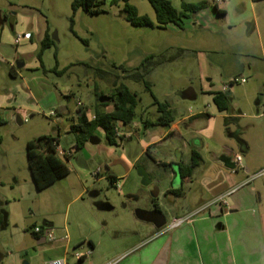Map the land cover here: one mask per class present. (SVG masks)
<instances>
[{"label": "rangeland", "instance_id": "rangeland-1", "mask_svg": "<svg viewBox=\"0 0 264 264\" xmlns=\"http://www.w3.org/2000/svg\"><path fill=\"white\" fill-rule=\"evenodd\" d=\"M134 2L138 5L140 15H146L155 21L153 9L147 0ZM214 3L218 9L224 10L225 14L218 17L209 34L202 36L199 32L192 38V44L198 48L199 53H196L199 55L190 54L187 50L185 54L180 55L178 48L167 49L168 41L179 45V42L172 39L174 37L172 33L168 30L132 27L121 14L122 9L111 8L109 0L105 5L99 6L105 13L98 16L89 15L82 10L74 14L72 0H0V9L8 15L18 14L19 17L24 10H34L35 16H41L48 23L50 31L48 34L55 43L42 57L43 66L48 73L42 74L41 66L35 58L33 61H27L26 68L21 72L27 79L48 78L54 84L53 88L51 87L52 91L63 87L70 89L74 96L64 105L68 107L67 116H75L79 108L78 101L90 112L94 110L95 87L97 86L98 93L109 97L113 93V81L119 78L118 84H125L140 100L135 110V122L142 126L146 119L155 120L158 112L157 108L152 106L154 99L150 92L146 90L144 84L124 80L123 76L133 73L147 57L161 56L166 62L156 67L147 77V81L152 84L154 97L161 103L179 105L178 109L183 111L187 106H201L206 104V101L215 106L213 101L211 102L212 95L203 94L208 85L205 80L200 82L203 79L202 75L213 81L211 88L214 90L223 91V87L227 86L224 93L231 94V107L235 109V114L240 119L227 125L226 129L247 140L252 149L251 155L256 154L264 150V117H260V114L264 113V1L254 5L250 0H230L223 5L214 0ZM173 4L180 10L181 4L177 0ZM201 21L203 26L208 23L205 17ZM186 41L190 43L191 37L187 36ZM170 57L175 59L169 61ZM159 59L162 58L155 61ZM199 61L203 65L199 66ZM119 67H123L127 73H123ZM54 69L58 72L65 69L67 71L61 76L49 72ZM96 70L108 74L109 80L102 81L96 77ZM242 79L245 80L244 84L241 83ZM41 83L40 80L36 82L39 89H42ZM21 85L20 78L17 80L11 78L7 62L0 60V101L5 98L3 103L8 109L4 112L0 110L7 122L0 128V210L5 216V224L0 227V254L4 257L2 264H23V261L30 264H45L49 261L52 244L48 242L42 247L32 236L34 228L41 229V235L44 236L43 224L51 222L47 217H50L58 228L56 230L59 233L58 231L54 233L56 240L67 234L70 237L75 234L72 236L74 241L80 232L87 230L88 223L93 224L100 220L109 222L110 226L106 230L92 231L94 249L86 244L72 245L66 255L68 264H101L104 255H111L117 237L112 231L115 229L112 228L115 222L112 219L113 212H98L101 208L98 206L92 208L88 205L89 194L71 203L80 190L75 175L60 180L41 192L35 189L26 158L27 143L42 136L54 135L57 125L56 119L49 117L50 98L40 100L44 110H38L39 112L34 114L29 112L28 122L23 125L13 120L12 116L21 115V112L17 113L21 107L37 110V106L25 97ZM190 89L196 93L197 101L183 100V93ZM56 107L59 112L61 106ZM21 119L24 121L23 116ZM63 123L60 126L61 146L68 150L76 141L73 134L67 136L63 132L67 122ZM160 128L165 130L167 127ZM131 132L136 136L135 130ZM122 133L126 134L123 130ZM142 138L148 141L150 137L146 134ZM222 140L230 141L226 132L222 134ZM126 141L123 142V146L129 153L135 155L142 153L143 149L138 141ZM189 142L191 143V140ZM174 144L169 142L165 144L166 147L164 144L160 148L152 147L148 154H142L138 167L146 170L148 165H153L152 159H163L164 154L173 149ZM91 148L94 150L96 146L89 145L86 150L82 149L78 155L71 158V164L73 163L75 167L85 164L87 161L85 162L84 158L88 159L93 155L90 152ZM59 159L69 165L67 159ZM103 160L108 161L105 158ZM262 178L258 181L261 182ZM101 189V197L97 203L101 206L110 204L116 207L117 213H123L126 197L120 196L108 182H105ZM140 190L141 193L137 194L141 197L139 205L147 206L149 202L152 203L147 193L149 189L141 187ZM65 226L68 232L64 230ZM92 226L91 228H94V224ZM88 250L92 255L84 263L75 261L73 257L75 253Z\"/></svg>", "mask_w": 264, "mask_h": 264}, {"label": "crops", "instance_id": "crops-1", "mask_svg": "<svg viewBox=\"0 0 264 264\" xmlns=\"http://www.w3.org/2000/svg\"><path fill=\"white\" fill-rule=\"evenodd\" d=\"M169 1L173 4L176 0ZM177 1L180 4H194L201 1L214 2L213 0ZM250 1L254 5L252 0ZM131 3L138 9L134 0H131ZM24 11L19 17L18 14L8 15L0 9V60L7 62L13 80L19 78L22 80L21 87L25 91V97L37 106V110L21 107L17 113L22 110L28 116L29 112L34 114L40 110L43 111L40 100L51 99L48 102V108H51L49 109L51 112L56 110L57 131L50 136L58 140L61 145L60 126L64 124L63 122H67L63 132L68 136L71 134V125L76 124V116L82 109L87 110L90 118L94 117V110L90 112L82 104V107L78 106L75 116H67V113L69 114L68 107L64 105L70 102L74 96L70 89L63 87L60 90L52 91L51 87L54 84L48 78L27 79L22 75L21 70L26 68L27 61H33L35 58L39 62L37 59L39 45L46 34L50 32L44 18L35 16L34 10ZM153 13L155 19L154 10ZM204 17L208 23L203 26L201 19ZM218 19L216 13L209 9L190 20L184 30L169 26L167 30L174 35L172 39L179 42V45L168 41L169 48L167 49L176 50L178 48V51L184 50L180 55L185 54L186 50L195 55L198 48L192 44V38H195L194 36L199 32L202 33V36L207 35L206 33L209 34ZM25 34H31V38L22 40L17 45L16 38ZM187 36L191 37L190 43L186 41ZM18 63L23 64V67L18 69ZM198 65L201 66L203 63L199 61ZM202 78L200 82L205 80L208 85V88L203 90V94L223 92L211 88L213 82L211 79H207L203 75ZM39 80L42 81V89L36 85ZM43 87L45 88L43 89ZM48 90H50L49 93ZM197 99L196 93L192 90L190 102L197 101ZM4 100L5 98H2L0 101V110L3 112L8 110L3 103ZM212 101L213 96H211ZM56 106H61L59 113ZM170 106L175 121L170 126H166L165 130L152 125L157 121L158 115L155 120L146 119L142 126L137 122H134L131 128L122 126V130L126 133L135 130L136 136L132 134L131 138L123 142L138 141L143 149L140 154L129 153L123 146L124 143L120 147L107 146L105 135L101 131L96 133L100 144L96 145L94 150L90 149L93 155L88 159L84 158V161H87L84 162L85 164L75 167L70 160L82 149L86 150L87 146L91 145L90 143L85 144L79 151L75 149L76 142L72 143L68 150L63 149L66 152L72 151V156L67 159L70 170L68 177L75 175L80 186L77 197L71 203L83 199L89 194L88 205H91L92 208L101 207L98 212H113L114 215L112 219L115 222H113L112 228L115 229L112 231L117 235L113 243L114 249L110 256L104 255L101 264L111 262L116 264H264V176L261 182L258 181L259 178L249 182L252 176L264 170V150L251 155L252 149L248 141L226 129L228 128L225 124L226 119H230L228 125L240 119L235 114L234 108L231 114H226L220 112L216 105L211 106L207 101L201 106H187L183 111L178 109L179 105L174 103H171ZM93 108L95 109V105ZM111 108L108 107L107 111H111ZM16 117L12 116L13 120L16 121ZM260 117H264V113L260 114ZM224 131L228 135L229 142L222 140ZM146 134L150 137L148 141L142 138ZM240 140L246 142L247 148ZM169 142L171 144L175 142L172 146L173 149L168 150L163 159H152L153 165L146 167L152 180L147 192L152 203L149 202L147 206H141L139 205L141 197L137 194L143 186H141V179L137 174L138 163L142 154H148L152 147L160 148ZM193 152L198 153L203 162L193 172L192 177L186 179L184 183L179 175L178 166L179 164L189 165ZM236 155H241L243 158V168L241 169H238L234 164ZM104 158L108 161H104ZM105 182L116 189L120 196L126 197L127 202L124 203L123 213H117L116 207L110 204L101 206L100 203H97L102 193L101 186ZM180 188L184 189L183 197L178 198L173 194H168V192ZM223 196H227L228 207H223L218 202ZM138 209L152 214L146 215L144 221L139 220L135 214ZM47 218L51 222L45 223L50 225V232L55 238L54 233L58 231L56 230L58 228L50 217ZM185 218L188 221L182 226L170 229V222L174 219ZM165 220L166 224H164ZM91 224L88 223L87 230L80 232L74 241L72 236L75 234L71 237L67 234L63 238L55 239L56 242H50L47 239L44 241L45 236L40 235L37 239L38 245L43 247L48 242L52 244L49 260L66 259L72 245L86 244L89 248L94 249L92 231L95 229L106 230L110 224L102 220L94 222V228H91L93 227ZM64 230L68 232L67 226ZM65 237H68V240H65ZM3 259L4 257L0 254V264Z\"/></svg>", "mask_w": 264, "mask_h": 264}, {"label": "trees", "instance_id": "trees-1", "mask_svg": "<svg viewBox=\"0 0 264 264\" xmlns=\"http://www.w3.org/2000/svg\"><path fill=\"white\" fill-rule=\"evenodd\" d=\"M147 1L155 12V21L146 15H140L138 9L131 3V0H109V6L111 8H121V14L125 21L132 27L152 30H167L171 25L184 30L190 20H193L198 14L209 9H212L218 17L225 14L222 10L218 9V6L214 2L201 1L194 4L182 3L179 10L169 0ZM263 1L264 0H252L253 3ZM106 3L107 0H72L71 7L74 14L82 10L89 15L98 16L105 13V11L101 10L99 6L105 5ZM71 24V30L73 31V20H71ZM54 45V41L51 40L47 33L44 40L41 42L40 51L37 55V59L44 74H47L48 71L45 70L43 66V54L46 50L53 48ZM179 51L180 54L184 50ZM157 58L162 59L155 61ZM174 59L175 57H170L168 60L172 61ZM165 62L166 59L164 57L149 56L133 73L123 76L124 80L128 79L138 84H144L146 90L150 92L154 99L152 106L157 108L159 115L157 121L152 125L158 127L170 126L174 123L175 118L170 104L168 102L161 103L154 97L152 93V84L147 81V77L156 67ZM56 69L49 72H54L62 76L67 71L65 69L58 72ZM119 69L123 71V73H127L123 67H119ZM95 75L102 81L109 80L107 79L108 74L102 70H96ZM118 79L119 78H116V80L113 81V93L109 97L105 96L103 93H98V88L97 86L95 87L94 95L96 97V104L94 109V119L88 116L87 110L85 109H82V111L76 116V124L71 125L70 133L75 136V149L77 151L81 150L85 144L89 143L90 139L96 137V133L100 131L105 135V143L107 146L120 147L124 138H117L115 133L117 124H121L124 128H131L134 124L135 110L137 109L140 100L138 95L131 92L125 84L119 85ZM210 95L213 96L214 104L220 112L228 114L233 112L230 104V96H227L226 93L215 92ZM101 98H104L107 101L101 103ZM108 107H112V110L107 111ZM2 114L0 113V128L7 124ZM229 120L230 119H226L225 121L226 127ZM54 141L55 139L52 136H42L28 142L26 146L28 169L35 189L38 192L55 185L58 181L66 179L70 175L68 166L55 154L52 145ZM240 142L245 148H247L246 142L243 140H240ZM202 162L203 160L201 156L198 153L193 152L192 161L189 165L179 164V175L184 183L186 179L192 177L193 172L201 166ZM168 194H173L180 198L184 195V189L180 188L179 190H173L168 192ZM4 224L5 216L0 210V227ZM32 236L35 237V239H38L36 234L32 233Z\"/></svg>", "mask_w": 264, "mask_h": 264}, {"label": "built area", "instance_id": "built-area-1", "mask_svg": "<svg viewBox=\"0 0 264 264\" xmlns=\"http://www.w3.org/2000/svg\"><path fill=\"white\" fill-rule=\"evenodd\" d=\"M230 0H216L217 3H219L220 5H223L227 2H229ZM31 38V34H25L23 36H18L15 40V43L18 45L20 44V42L22 40H29ZM242 84L245 83V80L242 79L241 81ZM227 89V86H224L223 87V92ZM78 106L79 107H82V104L80 102H78ZM21 115L23 116L24 118V121L23 123H26L28 122V116L26 115V113L24 111L21 110ZM56 112L55 111H52L50 113V117L51 118H55L56 117ZM94 119V117L92 118ZM115 133H116V136L117 138H124V140L126 139H129L132 137V132L130 133H126V134H123L122 133V125L121 124H117L116 126V129H115ZM53 147H54V150H55V154L58 158H65V159H69V157L72 156V151L71 152H66L65 150H63V148L61 147L60 143L58 140H55L53 142ZM242 161H243V158L241 155H236L234 157V164L235 166L238 168V169H241L243 168L242 166ZM264 176V170L254 176H252L250 179H249V182H252L258 178H261ZM229 195V194H228ZM227 195V196H228ZM227 196H223L221 197L218 202L221 204V206L223 207H228V201H227ZM186 221H188L187 218L185 219H174L172 222H171V225H170V229H176L180 226H182ZM46 230V228H45ZM33 233L36 234V235H41L42 234V230L39 229V228H34L33 229ZM46 233V231H45ZM45 236V234H44ZM47 240H49L50 242H56L55 238L53 237V234L52 232H48V235L46 237ZM65 240H68V237H65L64 238ZM92 255V252L90 250L86 251V252H83V253H75L73 255L75 261H77L78 263H84L90 256ZM45 264H68L67 260L66 259H53V260H49L48 262H46ZM109 264H116L115 262H111Z\"/></svg>", "mask_w": 264, "mask_h": 264}, {"label": "water", "instance_id": "water-1", "mask_svg": "<svg viewBox=\"0 0 264 264\" xmlns=\"http://www.w3.org/2000/svg\"><path fill=\"white\" fill-rule=\"evenodd\" d=\"M214 1V0H213ZM23 67V64H17V68L20 69ZM227 96H230V93H226ZM183 99L184 100H192V90H188L186 91L185 93H183L182 95ZM107 100L104 99V98H101L100 99V102L103 103V102H106ZM16 122L19 124V125H23V122L21 120V118L19 116L16 117ZM89 143L93 146H96V145H99L100 144V139L98 137H94L92 139H90ZM137 174L139 176V178L141 179V186L145 187V188H148L151 186L152 184V180L150 178V174L144 169V168H138L137 170ZM135 214H136V217L139 219V220H146V215H150L152 213L150 212H147V211H144V210H141V209H138L135 211ZM166 224V220H165V223ZM44 228H46V233H45V237H44V241H46V237L48 235V232H50V225L47 224V223H44L43 224ZM23 264H29V262H24Z\"/></svg>", "mask_w": 264, "mask_h": 264}]
</instances>
